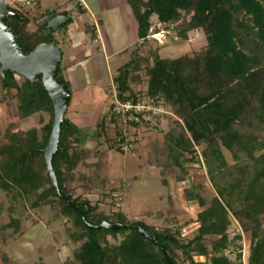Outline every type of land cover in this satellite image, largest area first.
<instances>
[{
    "label": "trees",
    "instance_id": "16d2710c",
    "mask_svg": "<svg viewBox=\"0 0 264 264\" xmlns=\"http://www.w3.org/2000/svg\"><path fill=\"white\" fill-rule=\"evenodd\" d=\"M128 4L138 23L141 44L118 69L115 95L121 102L136 101L143 95L162 99L173 111L176 119L165 134L166 157L161 165L164 185L177 169L187 174V167L197 162L206 168L215 196L208 201L196 190L187 192L188 200L202 208L195 237L184 242L180 227L132 221L122 210L103 212L102 203L111 199L115 206L117 200V190L109 188L105 174L104 154L85 148L80 129L66 117L53 169L61 192L72 204L58 198L43 151L52 131L53 102L42 79L31 84L20 76L19 81L12 72L6 73L5 80L0 75V105L16 101L21 120L36 114H49L50 120L24 135L14 132L13 124L5 132L0 129V192L23 200L32 209L60 208V215L72 223L70 239L80 244L66 264H168V260L172 264H245L241 252L235 260L226 255L241 240V236L230 237L233 220L251 236L247 264H264V0H128ZM12 9L21 19L11 17L5 23L13 29L25 55L44 43L59 46L56 32L47 30L51 19L46 21L49 14L40 0L32 8ZM62 12L56 11L53 18ZM242 13L250 17L251 28L237 18ZM153 17L165 26L175 25L174 33L183 42L192 33L204 32L206 48L176 59L161 57L157 49L142 54V45L154 26ZM241 31L248 35L255 31L260 52L253 56L244 52ZM92 37L95 39L94 34ZM56 79L70 91L62 68ZM143 84L145 92L140 88ZM113 107L97 125L96 135L99 145L108 143L111 150L123 153L121 145L130 143L129 138L120 130L115 137L108 134L109 124L119 126ZM163 117L143 119L132 128L149 127ZM223 148L231 153L233 164L227 161ZM92 158L96 161L89 162ZM74 184L82 194L71 192ZM93 192L102 200L94 203L84 197ZM3 212L0 203V216ZM104 222L126 226L96 228ZM138 227L158 242L145 238ZM7 228L0 227V241L7 240Z\"/></svg>",
    "mask_w": 264,
    "mask_h": 264
},
{
    "label": "rangeland",
    "instance_id": "374dc122",
    "mask_svg": "<svg viewBox=\"0 0 264 264\" xmlns=\"http://www.w3.org/2000/svg\"><path fill=\"white\" fill-rule=\"evenodd\" d=\"M6 1L11 8H21L13 0ZM83 1L88 10L79 3L80 0H42V5L50 12L51 19L56 11H68L72 17L71 25L55 34L64 54L62 73L71 91L65 117L80 129L85 148L92 151L99 149L104 154L105 174L110 180L109 188L117 190V200L113 206L112 200L107 199L100 208L107 214L122 210L132 221L143 220L150 225L180 227L183 241L187 242L197 234L199 224L196 219L202 211L197 202L188 200L187 192L196 190L208 201L215 196L206 168L203 163L197 162L187 167V174L177 169L167 176V185L163 184L161 165L166 157L165 134L173 119H176L174 115L153 120L149 127L131 130L128 138L132 148L129 152L118 153L111 150L108 143L99 145L96 127L115 102L114 78L141 42L137 35L138 23L128 0ZM237 18L246 26H253L250 17L243 13ZM153 23L157 25L156 17H153ZM74 27L84 31L82 34L85 42L79 47H75L71 37V29ZM31 28L35 29L36 25ZM85 29L91 32L85 34ZM250 32L248 35L241 31V36L246 43L244 52L253 56L261 51V47L255 31ZM98 34L101 40L96 42ZM206 46V35L197 31L190 34L187 41L171 38L165 46H161L156 39L147 40L142 45L141 53L148 55L150 50L157 49L161 57L176 59L184 55L193 56ZM17 79L21 81L22 78L17 76ZM140 88L146 91L145 84ZM1 91L0 84V95ZM170 112L173 114L171 109ZM49 120V114H36L21 120L16 101L0 105L2 132L13 124V131L24 135L31 128L41 129ZM118 130L121 131L122 127L109 124L110 137H115ZM223 152L227 161L233 164L231 153L224 148ZM95 161L92 158L89 162ZM77 186L74 184L71 192L80 195L83 191L76 190ZM84 197L94 203L102 200L98 192L85 194ZM0 203L4 207L0 227L8 226L7 240L0 241V264H66L68 259H73L80 244L70 239L68 229L72 228V223L68 217L60 215V208L45 206L32 209L23 200H14L6 192H0ZM229 234L232 239L241 236V240H237L226 255L235 260L237 253L241 252L243 262L247 264L250 234L243 232L235 220ZM111 242L118 243L112 239ZM196 259L202 260L198 257Z\"/></svg>",
    "mask_w": 264,
    "mask_h": 264
},
{
    "label": "water",
    "instance_id": "95a60500",
    "mask_svg": "<svg viewBox=\"0 0 264 264\" xmlns=\"http://www.w3.org/2000/svg\"><path fill=\"white\" fill-rule=\"evenodd\" d=\"M11 17L21 19V15L17 14L6 0H0V75L5 80L6 73L12 72L31 84H37L42 79V83L54 106L52 131L49 142L43 150L44 159L47 171L56 188L57 197L68 204H72L71 200L61 192L53 169V158L59 149L61 126L64 123L65 114L71 101V92L63 82L56 79L62 65L63 53L59 46L53 43H44L35 48L30 54L25 55L18 44L13 29L5 23ZM71 22L72 17L68 15L67 11H64L49 21L47 30L58 32ZM125 226L119 223L104 222L96 228L118 230ZM137 229L148 240L158 242L157 238L146 232L144 228L138 227ZM168 264L172 263L168 260Z\"/></svg>",
    "mask_w": 264,
    "mask_h": 264
},
{
    "label": "built area",
    "instance_id": "2783aa9c",
    "mask_svg": "<svg viewBox=\"0 0 264 264\" xmlns=\"http://www.w3.org/2000/svg\"><path fill=\"white\" fill-rule=\"evenodd\" d=\"M38 0H13L17 2L22 8H30ZM159 31L156 32L155 29ZM175 25L165 26L158 22L150 30V35L147 40L156 39L161 46L170 43V39L178 41V37L174 35ZM113 113L118 121V125L122 127L121 132L125 137H128L133 130L132 125L141 123L143 119L152 120L154 118L172 115L170 109L166 106L164 100L158 98H150L145 95L138 98L136 101L121 102L115 95V102L113 103ZM132 146L129 142H124L121 145L123 152H129Z\"/></svg>",
    "mask_w": 264,
    "mask_h": 264
},
{
    "label": "crops",
    "instance_id": "0c3cea01",
    "mask_svg": "<svg viewBox=\"0 0 264 264\" xmlns=\"http://www.w3.org/2000/svg\"><path fill=\"white\" fill-rule=\"evenodd\" d=\"M41 1V4H42V0H40ZM80 4H82L84 7H86L87 8V10H88V6H87V4L83 1V0H80V2H79ZM35 4V3H34ZM34 6V5H33ZM32 6V7H33ZM32 7H30V8H32ZM42 7H43V5H42ZM44 8V7H43ZM45 10V9H44ZM46 11V10H45ZM47 12V11H46ZM68 12V11H67ZM48 14H49V16L47 17V19L46 20H49V19H51V14H50V12H47ZM86 26V25H85ZM86 29H87V27H86ZM85 29V34H87L88 33V31ZM84 32V31H83ZM82 31H80V29H78L77 27H74V28H72L71 29V37H72V40H73V42H74V45H75V47H79V46H81L85 41H84V38H83V33ZM97 36V35H96ZM97 39H96V42H97V40L99 41V40H101L100 39V37H99V34H98V36L96 37ZM64 55V54H63Z\"/></svg>",
    "mask_w": 264,
    "mask_h": 264
}]
</instances>
